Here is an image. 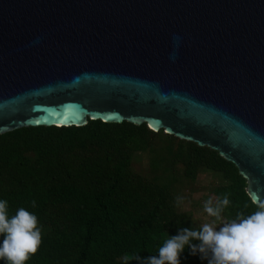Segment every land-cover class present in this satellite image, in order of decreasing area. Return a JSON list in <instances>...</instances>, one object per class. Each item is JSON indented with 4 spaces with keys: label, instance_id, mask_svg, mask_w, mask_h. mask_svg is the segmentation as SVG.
<instances>
[{
    "label": "water",
    "instance_id": "obj_1",
    "mask_svg": "<svg viewBox=\"0 0 264 264\" xmlns=\"http://www.w3.org/2000/svg\"><path fill=\"white\" fill-rule=\"evenodd\" d=\"M146 123L264 200V0H0V134Z\"/></svg>",
    "mask_w": 264,
    "mask_h": 264
},
{
    "label": "trees",
    "instance_id": "obj_2",
    "mask_svg": "<svg viewBox=\"0 0 264 264\" xmlns=\"http://www.w3.org/2000/svg\"><path fill=\"white\" fill-rule=\"evenodd\" d=\"M205 171L217 179L209 198L228 194L226 221L257 210L232 162L146 123L88 119L0 134V200L9 219L20 208L36 215L42 233L25 264H144L178 229H200L177 197L183 202L181 190ZM180 264L208 261L186 247Z\"/></svg>",
    "mask_w": 264,
    "mask_h": 264
},
{
    "label": "clouds",
    "instance_id": "obj_3",
    "mask_svg": "<svg viewBox=\"0 0 264 264\" xmlns=\"http://www.w3.org/2000/svg\"><path fill=\"white\" fill-rule=\"evenodd\" d=\"M252 202L257 208L255 212L248 216L238 214L235 219L223 222L221 214L230 204L228 194L215 201L209 198L203 207L213 221L203 223L199 230L178 229L177 235L165 239L158 255L144 259V264H180L186 247L191 255L199 254L208 264H264V200ZM177 203H182V198L177 197ZM32 206L36 207L35 200ZM217 221H222L219 230ZM0 236H3L0 260L6 264H25L42 243L37 216L20 208L9 219L6 200H0Z\"/></svg>",
    "mask_w": 264,
    "mask_h": 264
},
{
    "label": "rangeland",
    "instance_id": "obj_4",
    "mask_svg": "<svg viewBox=\"0 0 264 264\" xmlns=\"http://www.w3.org/2000/svg\"><path fill=\"white\" fill-rule=\"evenodd\" d=\"M146 161L143 160V164ZM217 183L216 177L209 172H201L192 185H187L181 191L186 195L181 203L180 209L192 213L194 219L201 225L205 222H212L214 218L209 217L204 211V202L209 199L211 188ZM223 222H227L222 217ZM222 221H217V230L222 226Z\"/></svg>",
    "mask_w": 264,
    "mask_h": 264
}]
</instances>
